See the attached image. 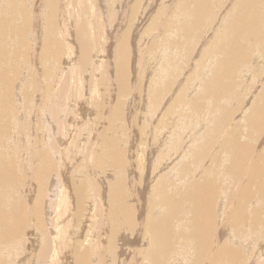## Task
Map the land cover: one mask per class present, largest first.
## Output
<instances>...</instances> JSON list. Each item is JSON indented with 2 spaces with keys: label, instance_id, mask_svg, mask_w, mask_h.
Returning a JSON list of instances; mask_svg holds the SVG:
<instances>
[{
  "label": "rangeland",
  "instance_id": "374dc122",
  "mask_svg": "<svg viewBox=\"0 0 264 264\" xmlns=\"http://www.w3.org/2000/svg\"><path fill=\"white\" fill-rule=\"evenodd\" d=\"M42 1H43V3H42ZM46 1L44 2V0H0V2H1V4H0V7H1L0 8V20H1L0 21V28H1L0 34H1V32L5 31V29L2 28L5 26V25L4 26L2 25V21H4L6 19V17H7V19H9L11 17L10 19H12L11 20L12 22L10 25L13 27H17V26L19 27V24H21L20 26L25 24L24 32H26L24 35L23 31H22L23 32V34H22V32L20 30H19L20 31V33H19L18 30H14L13 28H10L9 32L7 29L5 31L6 33L4 32L5 34H10V36H7L6 38L0 37V39L1 38L3 39L2 42L1 41L0 42L2 43V45H5V47L4 46L2 47V45H0V49L3 48L2 53H1V56L3 55L2 60H1L2 63H0L1 66L3 67L2 68L0 66V68H1L0 74L2 75V78L0 79V83H1L0 89H1V91L3 90L2 92H5V93L10 95L9 96L10 104L8 103V105H10V107H7V105H2V106L4 108H11V114H12V115H10L12 119L8 115V117L11 120L8 119L6 116L2 120L4 122H2L1 119H2V115L4 113H3V107L2 106L0 107V110H1V112H0V127H1L0 128V139H1L0 140V142H1L0 143V166L3 168V166L5 167V165H7L8 160L11 161L14 165L13 167L16 166L15 168H13L14 171H16V173L19 175V177L21 179H23L22 180L23 182L19 186H17V185L11 186V185L7 184L6 189L0 188V209L2 207H5L6 211H10V209H12L14 207H20L22 211L19 214H21L22 216H25V218H26L25 221H27V222H25V225H24L25 227H23L24 229L21 232L23 234V235L21 234V237H23L21 240L22 244L20 245V248L17 251H15V254H17V255L15 256V254H14L13 257L16 258V261H13L14 263L12 262V264H24V263L28 264V262L32 263V264H33V262L35 263V261H34L36 259L35 257H37L38 251L40 249H42V246H41V248L38 250L41 243H42V245L45 244L47 242V238L49 236L52 237L51 236V235H53L52 231H55L54 229H50L48 222H47V219H49L50 222L55 221L58 223V226L56 228V233L59 230L64 231V229H67L66 231L68 232L69 237L74 242L73 244L77 243V240L79 241V240H82L83 238L86 237V241H84L82 243V245L80 244L79 247L84 248V247H88V246H94V245H96L95 244L96 241L98 242L100 240V246H101V247H99V248H101L100 253L98 254L99 250L93 249L90 252V254L92 255V257L95 255H99V257H101L100 256L101 253L105 254V256H106V257H104V258H106L105 264H142L143 258L147 259L148 263L151 264V261L149 260L150 255H148V254L146 255V253H148L147 252L148 250L152 249L150 245L148 247V244L151 242V240L153 243L154 239L151 238L152 235L149 236L151 233L147 228H145V226L149 225V222L166 220V225H167L166 226L167 227L166 232L168 233V231H170L169 232L171 235V236H169L170 239L172 238V236L173 237L175 236V237L172 238L173 240H168V242L173 243V244H170L167 242L166 243L167 246L165 247V244H164V247H162V250H160V248H156V250H158L157 252L158 253L161 252L160 254H162L164 256V258L162 257L161 264H183V263L184 264H192L194 262V259L196 258L195 253H192V251H194L192 247L196 244V241H194L193 244H190V243H192V241L190 242V240H191L190 238H193V235L191 234L192 230L190 228L191 224H190V220H189V219H191V215L187 214V212H186L189 210L187 208L189 204H187L188 202L185 203V199L188 198L185 195L187 194V196H188L190 191H192L190 188L196 183L197 180H202L204 177L209 178L212 181V183H214L213 198L215 200L219 197H222V194L225 193L226 204H225L224 210H225L226 215L221 216V210H220V213H219V211L218 212L216 211V213L220 214V215H218L219 218L216 217V219L218 218V220H217L218 225H220L221 223L223 224V221L224 222L228 221V223L230 224L229 220H227V219H233V216L237 211H240L243 213L245 212V214L247 215V217H245V219H247V218L251 219L255 215V217H254L255 219L259 216V219L264 220V200H262V199H264V196H263L264 194H262L261 192H258V197L256 196L251 202H248V201H245L243 199V197H242L243 191L241 189H239L238 193H234L232 196L230 195L231 193L229 192V190H228V192L224 191V189L225 190L228 189L227 186L230 185L232 182V180L229 181L230 179H228V178H231V173H229V170H227L225 168L227 165H230V161L229 162L225 161L224 158L222 157V155L219 154L218 149L220 148V145L222 144L221 143L222 140L225 139L228 135H230V131H232L231 129L234 130V132L238 136V139L240 141H243V143L245 145L249 143L248 145H251V147L254 145V148H257V149L258 148L262 149L264 146V128H263L264 122L262 121V120H264V100L263 99L258 100L259 98H257L259 93H261V91L263 92V89H264V84L263 83L261 84V80H260V79H262V81H264V75H263L264 70L262 72V70L259 67L260 63H264V61H263L264 59H259L253 65L254 68L256 69L255 71H252L253 69H251L250 71L242 73L240 67L243 64L232 61V56L237 51L238 46L243 44V41L242 40L226 39L220 35H217V37L214 40H210V36L213 33V32H211V31H213V29L211 28L212 27L211 25H213L215 23L213 25L215 27L216 25L219 24L218 18L222 15V13H220L219 11H221V8L225 5V3L227 1L221 0V2H219L217 5H216V1H219V0H207L206 1L207 10L206 11L203 10V13L197 15V19H196L197 28H195V29L189 28V30L187 31L188 35H191L194 33L196 35V36H194L192 41L188 43L187 41L183 40L184 35L180 31H179L180 34L177 33L176 29H177L179 23L183 21V19H184L183 22H186V21L193 22L194 21L193 17L192 18L189 17L190 20L189 19L187 20L185 12H184L182 14L183 15L182 20L181 19L179 20L177 15L178 14L180 15L181 12L184 11V9L182 7L185 5L187 6L188 9L191 7L193 9L196 8L195 4L193 2H188L187 0H102V1L101 0H99V1H97V0H81V4L83 3L82 6H88L89 7L91 5V2L94 3L96 1L97 5H95V3H94V5H95L94 7H96V8L100 7V8H102L101 10H104L102 12L104 15L103 16L104 22L107 25L104 22H102V23H104V30L103 29H100V30H102L105 34L104 33L102 34V32L98 29L100 23H97L98 24L97 25L93 22L92 29L94 30L95 29L94 26H95L98 30L96 29V30H94L95 31L94 32L91 29L92 32L95 34H93L94 36L92 38L89 37L88 27L90 29V26L88 23H89V20L93 21V19H94V17H92V15H90V12H86L87 16L84 15L85 12H83V14H81L78 17L77 21L79 24H83L85 26L87 35H88L90 42L92 44L93 49H92V53H91L90 57L92 58L93 57L92 55L99 56V54L101 53V50H102V53H101L102 58L104 56V60L107 63L109 61L108 67L104 69L105 80L108 77L109 78L106 81V83H104V85L106 84L105 86H100L101 88L98 87V89H97V95L98 96L95 99H97V101H98L97 103L99 106L96 107V110H93V108H90L91 110L88 109V111L86 112L87 118L84 117V115H85L84 112H82V113L80 112L82 107L81 106H80V108L77 107L79 105V103H77L78 104L77 105L76 104L77 101L74 98H73V100H71L72 96H70V98H69L71 100V104L75 103L77 106L75 104L69 105V103L64 104L61 101V99L63 98L64 92L67 91L66 89H68V90H70V92H72L73 88L70 87V84L72 86H74V83H75L74 77H73L74 80H72L73 82L71 83L72 78H69V76H68V75H70V73H69L70 69L67 68L68 67L67 62H69V60H70L67 58H70V56H71V55L69 56V52H71L70 54H72L73 51H69L67 53L68 49L66 48V46H67V43H69V42H66L65 40H63V38H61V30L62 29L65 30V31H63L64 33L66 32V30L69 29L70 34L68 35V37H66L67 39L71 38V37L74 38V36H73V35H75L74 31L76 29L77 30L79 29V28H76V27H79L77 24H75L76 26L73 25L74 24L73 17H71L72 18L71 22H73V24L71 23V25L66 20L68 18V15H69V14H67V12L69 13V11H70V8L66 7V4H68L67 6H70V2H72V5H73L74 0L73 1L69 0L70 2L68 0H51V1L48 0L47 1L48 3H46ZM49 1H50V3L51 2L52 3L48 7L47 4H49ZM66 1H67V3H66ZM198 1H200V0H195V3ZM240 1L241 0H238V2H240ZM12 2H15V3L12 4ZM101 2H104V3L101 4ZM178 2L183 3V4H181V6H179L180 3H178ZM235 2L236 1L233 2L234 7L237 6V4H235ZM184 3H185V5H184ZM10 4L14 5V7ZM103 4H105L106 8ZM22 5H24V6H22ZM43 6L45 7V9H44L45 11L43 10V8H44ZM20 7H21V9H20ZM179 7H181V9ZM215 7H216V9L219 8L217 10L218 12L216 11V13H217L216 17L213 15V10H215ZM18 8L21 10V12ZM23 8H24V10H22ZM40 8L42 9V12L40 11ZM46 8H48V9H46ZM66 8L68 11H65ZM75 8H77V7H74V6L71 7L72 10H74ZM8 9H12V10L14 9L15 10V14L14 15L12 14V15H13V17H15V15H16V19L12 17V15H11L12 11L8 10ZM197 9H199V8H197ZM49 10H51V11H49ZM23 11H24V13H23ZM36 11H39V12L35 13ZM47 11H48V13H47ZM16 12H17V14H16ZM104 12H105V14H104ZM8 13H10L11 16H9ZM49 13H50V15H53V16L48 15ZM35 14L36 15L38 14L37 16H40L41 19L42 18L43 19L39 20L37 18V16H35ZM42 14L47 16V18L45 16H42ZM23 15L25 17H23ZM28 16L31 20L29 18H28V20H26ZM49 16L56 18V20L54 22V24L55 23L56 24L53 25V29L49 28V31H48L49 25L47 23H49V21H48ZM237 16H238V14L236 15V17ZM87 17L89 18V20ZM214 17H215V19H214ZM23 18H26V19H23ZM36 18H37V20H36ZM64 19L66 22L63 21ZM177 19H178V21H177ZM23 20L24 21L26 20V21L24 22ZM175 20L177 22H175ZM215 20H216V22H215ZM19 21H21L22 23H20ZM38 21H41V23H40L41 25L39 24L37 26V28L39 26H41L42 28L47 27V28H44L45 31L47 29L46 33H44L45 32L44 30L43 31L38 30L40 32H38V31L36 32V30H37L36 25H37ZM94 21H95V19H94ZM123 21L125 22V24H123ZM229 21L231 22L232 20L230 19ZM97 22H99V20ZM13 23H15V24L13 25ZM44 23L47 24V26H45ZM64 23H66V24H64ZM121 23L123 24V26L121 25ZM163 24H164V29H163L164 35L161 33L162 32L161 28H162ZM238 24L244 30L245 33L248 31H252V32L259 34V32L264 29V26H263V24H264V11L262 10V0L256 1L253 12L245 11L242 15H240L238 18ZM65 25H66V27H65ZM105 25L107 27H105ZM186 25H188V24H186ZM208 25L211 27H207ZM26 26H28V27H26ZM5 27H7V26H5ZM50 27H51V25H50ZM54 27H56V28H54ZM72 27H73V29H71ZM205 28H207V29H205ZM1 30H3V31H1ZM10 30H11V32H10ZM25 30H28V31H25ZM194 30H195V32H194ZM12 32H14V33H12ZM49 32H52L53 35H56L54 38H57L59 41L57 39H56V41L59 43H57L56 41L55 42L54 41L49 42L50 41L49 38L47 39V37H48L47 33H49ZM170 32H172V34L174 33L175 36L173 34L172 37H174V38L171 37V39L170 38L168 39V37L171 36ZM39 33H42V34L39 35ZM26 34H28V35H26ZM119 34L123 38L119 37V39H118ZM103 35H105V36H103ZM181 35H183V36H181ZM21 36H25L27 39L25 37L22 38ZM45 36H46V38H45ZM18 37H20V38H18ZM30 37H31V40H30ZM12 38H14V40H12ZM166 38L168 39V41L165 42ZM22 39H23V41H22ZM121 39H125V48H126V53L128 55L127 60H126L127 64H128V66H127L128 67V77H127L128 78L127 79L128 91L125 93V95H122V96H121V94L118 93L117 86H116L117 81L116 80L114 81V79H112L113 74H115L114 73L115 72L114 71L115 59H117L116 57L119 56V55H116V57H115L114 54H116V53H115L114 49L116 48V46H119L120 42L122 41ZM186 39H187V37H186ZM46 40H48V41H46ZM208 40H209V43H208ZM20 41L25 42L23 44H26V46L30 45L28 47V51H27V49H25V48H27L26 46L24 48V45H23V47L20 45ZM27 41H29L28 45H27V43H28ZM44 41H46L48 44ZM6 42L7 43L10 42V43H8L9 45L6 44ZM219 42H220V46H221L222 50L221 49L219 50V48H218ZM41 43L44 46H46V44H47V46H49V44H50L49 49L47 46L44 47L43 45H41ZM56 43L59 46H56L57 45ZM60 43H62L63 45ZM178 43H180V44H178ZM184 43L186 45L184 47H182L181 49H179L181 46H183ZM211 43H215L217 49L212 48V50H209L211 45L209 47H208V45ZM165 44L167 45V47L170 46V48L166 50ZM171 44H174V46L178 47V48L175 50L174 47L173 48L171 47ZM245 45H246V47H244V45H242V47L244 48L243 49L244 52L246 51L247 56H251L252 51L250 50L249 44H245ZM18 46H20V47H18ZM164 46H165V49H164ZM43 47H44V49H43ZM259 47H260L259 51L261 52V56L264 57V46H259ZM5 48H8V49H5ZM39 48H42L41 50L43 52H44V50H46V51L44 53L42 51H39L40 52V54H39V52H38V50H40ZM71 48H70V50H73V47H71ZM159 48H162V49H160V50H162V52L159 50ZM205 48L209 51V53H213L214 51L216 52V50H218L217 57H215L218 59L217 64H214V61H213V63H210L211 61L208 58H212V57L211 56L208 57V53L206 54V57H208V58H206V60H204V61H201V60H203L201 58L202 57L201 53H203L202 51ZM16 49H17V51H16ZM35 49L37 52L35 51ZM53 49H54V51H53ZM58 49H61V52H60L61 55L60 56H57L58 54L54 55L55 51ZM6 50H8V52ZM207 50H205V51H207ZM26 51L29 53H27ZM171 51H173V52H171ZM220 51H222V52H220ZM17 52H19L20 54ZM41 52L43 54H41ZM157 53H159V54H157ZM162 53H163V55H162ZM4 54H6V55H4ZM14 54L16 56V59L14 61H18L17 62L18 64H16V62L13 61V59L15 58L13 56ZM18 54H19V57L17 56ZM25 54H27L28 57H26ZM38 54H39V56L41 55L39 57L40 60L37 59ZM240 55H238V57H236V58L240 59V57H241ZM54 56H56V57H54ZM58 57H59V59H58ZM33 58H34V60H33ZM56 58H57V60H56ZM97 58H99V57H97ZM35 59L39 60V62L35 61ZM224 59H227V61L224 63L229 64L228 68L225 67L223 69V71H225L224 72L225 74L223 73V75L225 77L222 75L223 77L221 76L219 78V80H221V81H219L217 79V85H219V86L216 87L215 82H212L213 83L212 85L214 86V88H216V89L218 88L217 90L219 91L220 95L217 93L218 92L217 90H216V93L221 97L222 102L226 101L223 104L224 106L219 107L221 113H223L227 109L228 110L230 109L229 111H232L233 114H232L231 119L229 117V124L230 125L228 124L225 127V130H227L228 132H225L224 133L225 135L221 132L222 137L220 135H218L220 138L217 136V138H218L217 139L216 137H214L213 134H209V136L212 135V137H209L208 135L206 137L205 133H209V132L206 131L204 133V131L206 129L207 130L211 129L213 127L212 126L213 124L212 123L211 124L210 123L203 124L201 122L200 118H203L202 117L203 115L201 114L202 115L201 116L200 114H198V113H201V110L198 113H193V115L192 114L188 115L186 108L182 109V104H184L183 100L185 99L186 102L187 101H190V102L193 101L194 103H198V105L199 104L202 105V106H200L201 108H205L204 105H206V102L203 99L206 98V95H205V93H203L204 92L203 88L205 85H207L208 81L211 80L212 75L218 74L220 72L221 68L219 67V62H220V60H224ZM64 60H67V62H65ZM32 61H34V63ZM167 61H169V62L173 61L174 62L173 64H175V68L173 70L176 69V73L173 76L172 74H170L173 70L172 71L169 70V74H168V76H166V78H164L165 76H162L163 78L161 77V79H158L157 76L159 78H160V76L156 73L157 72L155 70L156 68H158L159 70H161V69L166 70L167 68L174 66L173 64H171L168 67L166 65ZM208 61H209V63H208ZM231 61H232V63L230 64ZM65 63H67V64H65ZM36 64H37V66H36ZM157 64H159V65H157ZM164 64H165V66H164ZM7 65H8V67H7ZM16 65H17V67H16ZM109 65H111V66H109ZM208 66H210L209 69H208ZM257 67H259V68H257ZM8 68L10 71L8 70ZM11 68L13 70L14 69H17V70H14V72H12ZM45 70L48 72H46ZM5 71L6 72L8 71V72L6 73ZM258 71H259V73L257 76ZM8 73L11 76H9ZM251 73H252V75H251ZM261 73H263V74H261ZM4 74H7V76H9V77L14 76L13 77L14 80L17 79L14 82L12 79V82H13L11 84L12 86L9 88L6 87V89H5V86H2V83L4 85V77H3ZM155 74H157L156 78H155ZM169 75H170V77H169ZM171 76H172V78H171ZM235 76H237V77H235ZM233 77H235V79ZM228 78L231 80L233 79L232 81H235L238 84L239 89L237 88L235 90L233 85H231V89L229 90L231 80L229 82ZM2 79H3V81H1ZM164 79L166 82L168 80H171V81H169L166 85H164L166 83V82L164 83V81H163ZM105 80H104V82H105ZM199 80H200V82H199ZM17 81H20V82L17 83ZM86 81H88V78ZM158 81L162 82L161 84L163 85V87L165 86L164 88L163 87L162 88L165 90V88L167 87V90L164 91L162 89V91H161V89H159L157 87L158 85H159V87H161L160 84H158ZM256 81H258L259 83ZM63 82L65 84H66V82H69L70 84L68 83V86H64ZM56 83H57V85H56ZM89 83H90V81L87 82L88 85H89ZM152 83H154L155 85ZM221 83H223V84H221ZM254 83H256V84L254 85ZM48 84L50 87L48 86ZM52 84H54V85H52ZM88 85H87V89L89 87ZM150 85H152V86H150ZM17 86H20V87L17 89L16 94H18V95H16L15 98H13V102H16V99H17L18 102H16V104H15V106H16L23 99V101H22L23 103L21 102V104L18 105V110L20 109V111H21L20 106L23 105L22 111L21 112L19 111L21 113V115L19 112H17L16 109L14 110V108H16L15 106H13L14 104H11V103H13L12 102V96H13L12 93L13 92L12 91L16 92ZM61 86H63L62 89L64 87L65 88L69 87V88H66V89L64 88L65 91H64V89L61 90L62 92L59 93V95H61V96L58 97L59 98L58 102L60 101L58 103V105H59L58 111L60 114L63 115V116L60 115L61 116V122L62 121L65 122V123L62 122L63 124L61 123V129L63 130V128H64L63 131L65 134L63 133L62 130H61V132L60 131L57 132L58 127H56V129H55L56 135L57 136L59 135L58 137L56 136V138L58 139V141L60 143L59 144L60 146L56 145L57 146L56 147V146H54V144H55L54 141H56V138L52 137L53 134L50 135V129H48L49 128L48 127L49 120H50L49 105H52V103H53L54 99H52V96H55L54 93L57 92L55 90H60ZM136 86H138V87H136ZM224 87H225V89H223ZM13 88H15V89L13 90ZM50 88H53V89H50ZM219 88L222 89V92H220L221 89H219ZM19 89H21V92H19ZM148 89H150L152 91V92H150L152 98L148 94L149 93L148 91H150ZM152 89H157L158 91L156 90L157 92H155V90H152ZM22 90H23V92H22ZM159 90H160V92H159ZM223 90H225V91H223ZM43 91H45V92H43ZM239 91H242V92H239ZM248 91H249V93H248ZM70 92H68V94H70V95L73 94V96H74V93L73 92L70 93ZM88 92H89V89H88ZM154 92L157 94V96H156V94H152ZM237 92H239V94ZM234 94L238 95L236 97L237 101L235 100V98H233ZM251 94H252V97H251ZM21 95L22 96L24 95V96L22 97ZM88 96H90V98H92V97H94V94L93 95L90 94ZM154 96H156V97H154ZM160 96H162V98ZM224 96L226 97V99ZM253 96H255V98ZM17 97H19L20 100H18L19 98H17ZM193 97H195V98H193ZM90 98L88 97V99H90ZM117 98H118V100H117ZM176 99H178V100H176ZM228 99H229V101H228ZM147 100H149V101H147ZM254 100L257 103L254 102ZM66 101H68V100H66ZM115 101L119 102V104L116 103ZM120 101H121V103H120ZM178 102H180V103L178 104ZM47 103H49V104H47ZM60 104H61V106H60ZM255 105L256 106L263 105L262 115H260V117H259L260 119L259 120L257 119V121H256L258 123L260 121L261 123H259V124L256 122L255 123H249V124H247L248 122L244 123L243 121H244V119H246L245 118L246 113L248 112L247 114H249L251 108L256 107ZM75 106H76V108H75ZM175 106H177V107H175ZM62 110L65 111V114H63ZM228 110H227V112H228ZM14 111H16L17 113L16 112L14 113ZM43 111L45 113L47 112L46 113L47 115ZM83 111H85V110L83 109ZM90 111H92V112H90ZM22 112H23V114H22ZM78 112H79V114H78ZM18 113H19V115L16 116L15 114H18ZM221 113H219L220 116H221ZM219 114H217L216 116H218ZM67 116H68V118H67ZM17 117H20V119H18ZM42 117L44 119L43 121H42ZM84 122H85V125H84ZM195 122H197V124H192ZM80 123H81V125H79ZM122 123H124V124H122ZM22 124H24V125H22ZM189 124L191 125V127ZM245 124L247 125L246 127H245ZM13 125H14V127H13ZM248 125H250V128ZM2 126H4L5 128L3 127V129H2ZM80 126H84V128H82ZM188 126H189V128H188ZM259 126L262 127L263 133H259V132L257 133L256 132V131H258ZM254 128L256 129V131ZM8 129L11 130V132L8 131ZM197 129L199 131H197ZM244 129H247V130H244ZM6 131H8V132H6ZM13 131L15 132V134ZM242 131L244 134H246L245 136L242 135ZM16 132L18 134H21L20 135L21 137L20 136L18 137ZM66 132H68V133L66 134ZM4 133H6L7 135ZM8 133H10V134L8 135ZM11 133L13 135L11 137H9L11 135ZM221 133H219V134H221ZM2 134L5 136H3ZM74 135H76V137ZM254 135H255V137H254ZM257 135H258V137H257ZM200 136H202V137L200 138ZM203 136L206 137L205 140L204 139L201 140V141H203L204 144L199 140V139L204 138ZM7 139H8V141H7ZM14 139H17V140H14ZM208 139H209V141H208ZM250 139H251V141H250ZM2 140H4V142H7V143H3ZM244 140H245V142H244ZM204 141H208L211 145L207 142H204ZM10 142H12V143H10ZM214 142H216V143L214 144ZM124 143H125V145H124ZM206 143H207V145H206ZM20 144H21V146H20ZM119 144H120V146H118ZM200 146L204 147V148H201ZM81 147H83V148H81ZM84 147L85 148L87 147V149H85ZM66 148H68V152L66 151L67 150ZM207 148H209L208 149V151L210 150L209 152L207 151ZM83 149H85V150H83ZM116 149L118 151H116ZM56 150H58V151H56ZM190 150L191 151L194 150L195 152L194 151L191 152ZM203 150L207 151V153L205 152L206 154H204ZM5 151H7V152L4 153ZM81 151L83 152L82 153L83 155L81 154ZM114 151H116V153ZM199 151L201 153H199ZM55 152H57V153L60 152L61 154H59V156H58V154H56ZM63 152H65V153H63ZM190 152L194 156L193 155L191 156ZM46 154H48V157L52 158L51 160H53V162H55V163L57 162L58 165L62 164L64 166L63 167L64 175L67 177L64 178L65 176L63 174H61L60 175L61 178L63 177L64 179L62 178V180H60V182L64 184V185L62 184V186H64V187L68 184L67 190L61 191L60 192L61 195L59 193L58 198L56 196L55 198H52V200H50V201L47 200L48 198H50L48 196L50 191L47 189H48L49 185L51 186L52 182H54L58 179H56L55 175L53 174L54 171L50 170L51 171L50 172L49 170H46V169H48L47 165L49 163L52 164V161H50V162L49 161H43L44 157L46 160V156H47ZM66 154H68V155H66ZM69 154H70V156H69ZM109 154H111V155H109ZM202 155L204 158L202 157ZM12 156L14 157V159ZM20 156L21 157L23 156L25 158H21ZM220 157L223 159H221ZM250 157H251V154H249V158ZM86 158H90L89 159L90 161L87 162L86 160H88V159H86ZM190 158H192V159H190ZM61 159H62V161H61ZM64 159H66V160H64ZM29 160H30V162H28ZM56 160H58V161H56ZM85 161L87 163H84ZM4 162H6V163L4 164ZM227 162H228V164H227ZM57 163H56V168L58 166ZM67 163H70V165ZM88 165H90V166H88ZM41 166H44L43 167L44 170ZM65 167H67V168L65 169ZM28 168H31V169H28ZM193 168L195 170H193ZM13 169H10L11 171L9 170L10 173L12 172ZM32 169H34V170H32ZM224 169L226 172H223ZM66 170H68L69 173H67L68 171L65 172ZM244 170H245V168H244ZM45 171H48L49 173L45 172ZM194 171H196V172L194 173ZM19 172L22 175H20ZM40 173L42 176L39 177ZM172 173H174L175 175ZM201 173H202V176H201ZM224 176H228V177L224 178ZM51 178H53V179H51ZM223 178L225 179V181ZM226 178H227V180H226ZM24 179H25V181H24ZM182 179H183V181H182ZM78 180H79V182H78ZM50 181H51V183H50ZM96 181H97V184H95ZM175 183H177V185ZM189 183H190V186H189ZM95 185L96 186L99 185L97 187H98V190L100 192L96 189L97 187ZM114 186L116 187V189H114L115 188ZM183 186H184V188H183ZM174 187H175V189H174ZM177 187H179V188H177ZM230 187H231V185H230ZM76 188H77V190H76ZM181 188H182V192L180 191ZM185 188H187V190H185ZM184 190H185V192H184ZM47 191H49V193H47ZM232 191L233 190L231 189V192ZM183 192H184V194H183ZM66 194L69 196H67ZM227 194L230 197V199H228ZM114 195L117 197H115ZM46 196H48V197H46ZM118 196L120 198L122 196V198L119 199ZM137 196H138V198L136 199L135 197H137ZM183 196H185V197H183ZM79 198H80V200H79ZM170 199H172V201H175V204H177L179 202V205L178 206L176 205V207H175V205L173 203L169 204ZM179 199H180V201H179ZM49 203L52 205L54 204L53 206H55L56 209L57 208L58 209L55 210V212L52 211V213H49V212H48V214L46 213L47 214V216H46L44 213V211H45L44 206L45 207H46V205L48 206ZM57 203H58V205H57ZM165 203L167 205H165ZM170 205H172V206L170 207ZM184 205H185V207H184ZM89 206L91 209L89 208ZM149 206H151V207H149ZM182 206H183V208H186V211L185 212L179 211L178 213H179V215H180V213L183 214V216L182 215L179 216L178 214L175 216V215H173V213L170 212L171 208L179 209V208H182ZM148 207L151 209H149ZM153 207H155V208L157 207V208L154 209ZM152 208H153L154 212L156 210V213L151 212ZM163 208L165 211H163ZM215 208L217 209L218 206ZM215 208H214V210H215ZM123 209H125L126 211ZM157 209L159 210L158 212H157ZM67 210H68V212H67ZM251 210H256L257 212L253 213L254 214L253 215L250 213ZM132 211H133V213H132ZM147 211H150L153 214H151L150 212H147ZM130 212L132 213V215L130 214ZM98 213H100V214L98 215ZM145 213H149V214L146 215ZM257 213H259V214H257ZM156 214H157V216H156ZM130 215H131V217H130ZM152 215H155V216H152ZM56 216H58V217H56ZM110 216H112V217H110ZM127 216H128V218H127ZM168 216L170 217V220L168 219ZM178 216L179 217L182 216L184 221L181 220L182 217L180 220H179V218H176ZM220 217H223L222 220L224 219V217H225V219L223 221H220L221 220ZM109 218H110V220H109ZM152 218H154V219H152ZM10 219H12V218H10ZM125 219H126V221H125ZM133 219H136V220H133ZM130 220H133L134 222L132 223V221H131V223H130ZM248 221L249 220H246V222L244 223L245 225H243L244 227L242 226L245 233H244L243 237L241 238V240L243 241V239L244 240L247 239L246 241L249 242V244L246 248L248 250L247 252L250 254V257H251L250 262H252V263H250V264H256L257 262H258L257 264H264V250H263L264 243L262 242L264 240V238H263L264 237V228L260 229L257 226L258 229L255 228V231H254V230H252L253 228L251 226H249L252 228V229H249V227L247 226ZM122 222L125 224L123 225ZM248 224H249V222H248ZM128 226H130V230H129ZM169 226L171 227V230H170V228H168ZM181 228H183V229L181 230ZM245 228L249 229L248 233H247V230ZM226 229L230 231V229L228 227H226ZM183 230L185 231L184 232L185 235H182ZM250 230H252V231L250 232ZM141 232H144V233H141ZM178 232L181 235L178 234ZM252 232H253V234H251ZM124 233H126V234H124ZM186 233H187V235H186ZM225 233H226V231L224 232L225 236L220 235L222 237V238L220 237L221 240L226 238ZM254 233H255V235H261L262 237L260 238L259 236H255ZM163 234H165V236H166V233H163ZM245 234H246V236H245ZM249 234L251 236L252 235L253 236L251 237ZM0 235H2L1 231H0ZM188 235H189V238H188ZM148 236L151 240L149 239V241H145L148 239L147 238ZM182 236H183V238H182ZM184 237H186V238H184ZM257 237L259 239H256V241L254 240L253 242L255 243L258 241L259 243L262 242L263 244L261 243V246H260V244L257 242L260 247H254L255 244H253L254 246L252 247L251 245L253 242L251 240L253 238H257ZM58 238L60 241H58ZM187 238L189 239V244H188ZM42 239L44 241H42ZM45 239H46V241H45ZM133 239L134 240L136 239V240L134 241ZM129 240L130 241L132 240V241L129 242ZM183 240H184V242H183ZM56 241H57V244H60V242H61L60 246L59 245L57 246L58 256H60L62 253H64V255L66 256V261H67L69 259V256H71L70 255L71 252L73 254L75 246L72 243L70 244L69 242L65 243L64 241H62L61 235L56 237ZM120 241H121V243H120ZM178 242H179V245H178ZM180 242H182L181 245H180ZM62 244L67 245V246L65 248L64 247L60 248L62 246ZM182 244H185V245H182ZM239 244H241V246H242V243L240 241H239L238 245ZM189 245H190V247L192 245V247L190 248ZM43 246H45V245H43ZM145 246L148 248H146ZM186 246H188V248ZM236 246H237V244H235V247ZM256 246H257V244H256ZM239 247H240V245L237 246L238 249H239ZM70 249L73 251H71ZM91 249H92V247H91ZM167 249L170 251H168ZM43 250H44V248H43ZM67 250H69V251H67ZM189 250H191V251H189ZM79 251H81V250H79ZM131 254H132V256H131ZM191 254H193V255H191ZM258 255H261V257L259 258ZM157 257H158V255H157ZM188 257L190 260L188 259ZM169 258H171V259H169ZM258 258H259V261H258ZM123 259H124V261H123ZM152 259H153V257H152ZM56 260L58 261L57 257H56ZM71 260H73V259H70V262L73 263L74 260H73V262ZM125 260L126 261L130 260V261H127V263H126ZM18 261H20V262H18ZM118 261H119V263H118ZM153 262H154V260H153ZM97 263L98 262L94 259L93 264H97ZM55 264H57V262H55Z\"/></svg>",
  "mask_w": 264,
  "mask_h": 264
},
{
  "label": "bare ground",
  "instance_id": "6f19581e",
  "mask_svg": "<svg viewBox=\"0 0 264 264\" xmlns=\"http://www.w3.org/2000/svg\"><path fill=\"white\" fill-rule=\"evenodd\" d=\"M46 0H44V2H45ZM48 1V0H47ZM46 1V3H48ZM51 1V0H50ZM50 1H49V4H47L48 5V7L50 6V4L52 3H50ZM69 1V0H68ZM73 1V0H72ZM97 1H99V0H97ZM102 1V0H101ZM188 2H193L194 4H195V7L196 8H187V6L185 5V3H184V5L186 6H183L182 8L184 9V11L183 12H181V14L179 15H177L178 16V19L180 20H182V18H183V13L185 12V15H186V19L188 20H190V18H192L193 17V22H191V21H186V22H183L184 21V19H183V21L182 22H178L179 23V25H178V27H177V33H179V31L184 35V39L183 40H185V41H187L188 43L189 42H191L192 41V39L194 38V36H196L195 35V33L194 34H191V35H188L187 34V31L189 30V28H191V29H195V28H197V25H196V19H197V15H199V14H201V13H203V10L204 11H206L207 10V7H206V1L207 0H200V1H198V2H196L195 3V0H187ZM225 1H227L226 3H225V5L221 8V11H219L220 13H222V15L218 18V25H216L215 27L213 26V25H211V26H207V27H211L212 29H213V31H211V32H213L212 34H211V36H210V40H214L216 37H217V35H220V36H223L224 38H226V39H230V40H242L243 41V44H241V45H239L238 46V48H237V51L234 53V55L232 56V61H235V62H238V63H241V64H243L241 67H240V69H241V71H242V73L243 72H247V71H250L251 69H253L252 71H255L256 69L254 68V64L259 60V59H264V57H262L261 56V52L259 51V46H264V29L262 30V31H260L259 32V34H257V33H255V32H252V31H248V32H244V30L239 26V24H238V18H239V16L240 15H242L245 11H250V12H253V10H254V7H255V3H256V1L257 0H241L240 2H238V0H225ZM234 1H236L235 2V4H237V6H235L234 7V5H233V2ZM5 2V1H4ZM16 2V1H15ZM15 2H12V4H14ZM55 2V1H54ZM53 2V3H54ZM70 2V1H69ZM219 2H221V0H219V1H216V5L219 3ZM7 3V2H6ZM10 3V2H9ZM17 3V2H16ZM38 3V2H37ZM42 3H43V1H42ZM66 3H67V1H66ZM86 3V2H85ZM95 3V5H97V2L95 1L94 2ZM94 3L93 2H91V5L88 7V6H82V4H81V0H74L73 1V5H72V2H70V6H67L68 4H66V7H69L70 8V11H69V13L67 12V14H69L68 15V18L66 19L67 21H68V23L71 25V23L73 24V22H74V24L73 25H75V24H77L79 27H76V28H79L78 30L76 29L75 31H74V34L75 35H73L74 36V38L73 37H71V38H66V37H68V35L70 34V31H69V29L68 30H66V32L64 33L63 31H65V30H63L62 28V30H61V38H63V40H65L66 42H69V43H67V46H66V48L68 49L67 50V53L69 52V51H73V55L72 54H70L71 52H69V56H70V58H67V59H70L69 60V62H67V60H64L65 62H67L68 63V69H70V71H69V73H70V75H68L69 76V78H72L71 79V83L73 82L72 80H74L75 79V83H74V86H72L69 82H66V84L64 83L63 85L64 86H68V83L70 84V87L71 88H73V90H72V92L74 93V96H73V94H68V92H70V90H68V89H66V88H69V87H64L67 91H65V89H64V95H63V98L61 99V101L64 103V104H68L69 103V105H74L73 103L71 104V100H73V98L77 101L76 102V104L77 103H79V105L77 106L76 104V106L77 107H79L80 108V106L82 107V109L80 110V112L82 113V112H84V117H86V115H87V111H88V109H90V108H93V110H96V107L97 106H99L98 105V101H97V99H95L98 95H97V89H98V87H100V86H105L104 85V83H106V81L108 80V78L105 80V78H104V69L105 68H107L108 67V63H109V61H108V63L104 60V56H103V58H102V56H101V53H102V50H101V53L99 54V56H94V55H92L93 57L91 58L90 57V55H91V53H92V44H91V42H90V39H89V37H93L94 35L93 34H95V33H93L92 32V24H93V22L95 23V24H97V23H100L99 24V27H98V29L100 30V29H103L104 30V15H103V12L102 11H104V10H101L102 8H96V7H94L95 5H94ZM102 3H104V2H101V4ZM178 3H180V2H178ZM0 4H1V2H0ZM12 4H10V5H12ZM18 4V3H17ZM65 4V3H64ZM90 4V3H89ZM181 4H183V3H180L179 4V6H181ZM3 5V4H2ZM6 5V4H5ZM19 5V4H18ZM57 5V4H56ZM55 5V6H56ZM104 6H105V4H103ZM4 6V5H3ZM13 7H14V5H12ZM17 6V5H16ZM21 6V5H20ZM22 6H24V5H22ZM34 6V5H33ZM41 6V5H40ZM46 6V5H45ZM72 6H74V7H77V8H75L74 10H72L71 9V7ZM178 6V5H177ZM176 6V7H177ZM6 7V6H5ZM44 7V6H43ZM94 7V8H93ZM1 8V7H0ZM4 8V7H3ZM16 8V7H15ZM42 8V7H41ZM40 8V11L42 12V9ZM52 8V7H51ZM59 8V7H58ZM68 8V9H69ZM105 8H106V6H105ZM180 9H181V7H179ZM178 8V9H179ZM197 8H199V9H197ZM19 9V8H18ZM20 9H21V7H20ZM19 9V10H20ZM45 9V7L43 8V10ZM46 9H48V8H46ZM104 9V8H103ZM219 8H217L216 9V7H215V10H213V15L216 17V11L218 10ZM5 10V9H4ZM8 10H11L12 11V13H11V15L13 14H15V10L13 9H8ZM18 10V11H19ZM22 10H24V8L22 9ZM172 10V9H171ZM262 10L264 11V0H262ZM27 11V10H26ZM45 11V10H44ZM49 11H51V10H49ZM55 11V10H54ZM65 11H68L67 10V8H66V10ZM2 12V11H1ZM20 12H21V10H20ZM37 12H39V11H36L35 13H37ZM83 12H85V14L84 15H86L87 16V13L86 12H90V15H92V17H94V19H95V21H94V19H93V21L92 20H89V18H88V20H89V26H90V29H89V27H88V33H89V37H88V35H87V32H86V28H85V26L83 25V24H79L78 23V17L81 15V14H83ZM107 12V11H106ZM171 12V11H170ZM187 12V13H186ZM218 12V11H217ZM10 13H8L9 14V16H11L10 15ZM23 13H24V11H23ZM47 13H48V11H47ZM62 13V12H61ZM77 13V14H76ZM16 14H17V12H16ZM21 14V13H20ZM32 14V13H31ZM39 14V13H38ZM37 14V15H38ZM57 14V13H56ZM55 14V15H56ZM104 14H105V12H104ZM238 14V16L236 17V15ZM13 15H12V17H13ZM36 14H35V16H37ZM41 15V14H40ZM47 15V14H46ZM48 15H50V13L48 14ZM54 15V16H55ZM63 15V14H62ZM83 15V16H84ZM175 15V16H176ZM8 16V15H7ZM18 16V15H17ZM42 16H45L44 14H42ZM50 16H53V15H50ZM49 16V18H48V21H49V23H47L49 26H48V31H49V28H52L53 29V25H55L54 24V22H55V20H56V16L55 17H50ZM22 17V16H21ZM23 17H25L24 15H23ZM46 18H47V16H45ZM71 17H73V22H71L72 21V18ZM190 17V18H189ZM215 17H214V19H215ZM236 17V18H235ZM11 18V17H10ZM7 19V17H6V19L4 20V21H2V25L4 26H7V27H2L3 29H5V31H6V29L8 30V32H9V29L10 28H13L14 30H18V32L20 33V31L22 32H24V28H25V24H23L22 26H20L21 24H19V27L17 26V27H13V26H11L10 24H11V20L12 19ZM13 18H15L16 19V15H15V17H13ZM28 18H29V16L27 17V19L26 18H23V19H26V20H28ZM37 18L40 20L41 19V17L40 16H37ZM37 18H36V20H37ZM45 18V19H46ZM119 18V17H118ZM235 18V19H234ZM3 19V18H2ZM21 19V18H20ZM19 19V20H20ZM30 19V18H29ZM43 19V18H42ZM41 19V20H42ZM86 19V18H85ZM99 20V22H97L98 20ZM170 19V18H169ZM172 19V18H171ZM175 19V18H174ZM173 19V20H174ZM178 19H177V21H178ZM217 19V18H216ZM232 20L231 22L229 21V20ZM14 20V19H13ZM25 20V21H26ZM31 20V19H30ZM29 20V21H30ZM254 20V19H253ZM1 21V20H0ZM24 21V20H23ZM24 21V22H25ZM28 21V22H29ZM44 21V20H43ZM47 21V20H46ZM63 21H65V19L63 20ZM176 20H175V22H177ZM20 23H22L21 21H19ZM66 22V21H65ZM102 22H104V23H102ZM165 22V21H164ZM215 22H216V20H215ZM36 23V22H35ZM34 23V24H35ZM41 23V21H38V23H37V25H36V32L38 31V30H41V31H43L44 30V28H47V27H44V28H42L41 26H39L38 28H37V26L39 25ZM46 23V22H45ZM44 23V24H45ZM63 23V22H62ZM119 23V22H118ZM177 23V24H178ZM15 23H13V25H14ZM17 24V23H16ZM47 24H45V26H47ZM64 24H66V23H64ZM106 24V23H105ZM120 24V23H119ZM123 24H125V22L123 21ZM123 24L121 23V25L123 26ZM176 24V23H175ZM186 24H188V25H186ZM28 25V24H27ZM32 25V24H31ZM41 25V24H40ZM50 25H51V27H50ZM98 25V24H97ZM107 25V24H106ZM105 25V27H107ZM220 25V26H219ZM11 26V27H10ZM69 26V25H68ZM76 26V25H75ZM109 26V25H108ZM169 26V25H168ZM263 26H264V24H263ZM26 27H28V26H26ZM58 27V26H57ZM65 27H66V25H65ZM125 27V26H124ZM175 27V26H174ZM31 28V27H30ZM54 28H56V27H54ZM94 30H96L97 28L94 26ZM113 28V27H112ZM126 28V27H125ZM1 29V28H0ZM71 29H73V27L71 28ZM70 29V30H71ZM92 29V30H91ZM97 29V30H98ZM121 29V28H120ZM163 29H164V24L162 25V28H161V30H162V34L164 33L163 32ZM205 29H207V28H205ZM13 30V31H14ZM20 30V31H19ZM93 30V31H94ZM122 30V29H121ZM1 31H3V30H1ZM4 31V32H5ZM25 31H28V30H25ZM31 31V30H30ZM33 31V30H32ZM45 31V30H44ZM46 31H47V29H46ZM46 31L44 32V33H46ZM101 32H102V34L104 33L102 30H100ZM171 31V30H170ZM4 32H1V34H0V37H3V38H6L7 36H10V34H5ZM10 32H11V30H10ZM15 32V31H14ZM14 32H12V33H14ZM23 32H22V34H23ZM38 32H40V31H38ZM95 32V31H94ZM120 32V31H119ZM122 32V31H121ZM173 32V31H172ZM172 32H170L171 34V36H169L168 37V39L170 38L171 39V37L173 36V34H172ZM194 32H195V30H194ZM25 33L26 32H24V35H25ZM28 33V32H27ZM31 33V32H30ZM63 33V34H62ZM160 33V34H161ZM169 33V32H168ZM209 33V32H208ZM38 34V33H37ZM42 33H39V35H41ZM105 34V33H104ZM180 34V33H179ZM16 35V34H15ZM14 35V36H15ZM26 35H28V34H26ZM32 35V34H31ZM135 35V34H134ZM164 35V34H163ZM183 35H181V36H183ZM18 36V35H17ZM43 36V35H42ZM47 39L49 38V42H52V41H56V39L57 38H54L56 35H53V33L52 32H49V33H47ZM103 36H105V35H103ZM127 36V35H126ZM168 36V35H167ZM174 36H175V34H174ZM22 38L23 37H25V36H21ZM44 37V36H43ZM119 37H122V36H120V34L118 35V39H119ZM179 37V36H178ZM186 37H187V39H186ZM18 38H20V37H18ZM26 38V37H25ZM24 38V39H25ZM45 38H46V36H45ZM123 38V37H122ZM126 38V37H125ZM172 38H174V37H172ZM180 38V37H179ZM17 39V38H16ZM27 39V38H26ZM25 39V40H26ZM34 39V38H33ZM37 39V38H36ZM41 39V38H40ZM127 39V38H126ZM168 39L166 38L165 39V42L166 41H168ZM2 38L0 39V41L2 42ZM12 40H14V38H12ZM21 40V39H20ZM24 40V41H25ZM30 40H31V37H30ZM44 40V39H43ZM58 40V39H57ZM122 41L120 42V44H119V46H116V48L114 49V51H115V53L116 54H114L115 55V57H116V55H119V56H117L116 58L117 59H115V67H114V73L115 74H113V78L112 79H114V81L116 80L117 82V90H118V93L119 94H121V96L122 95H125V93L128 91V81H127V77H128V64H127V53H126V48H125V39H121ZM10 41V40H9ZM22 41H23V39H22ZM22 41H20V45L23 47V45H24V48H25V46H26V44H23V43H25V42H22ZM46 41H48V40H46ZM46 41H44V42H46ZM59 41V40H58ZM73 41V42H72ZM178 41V40H177ZM184 41V42H185ZM201 41V40H200ZM0 42V43H1ZM17 42V41H16ZM28 43H27V45L29 44V41H27ZM43 42V43H44ZM57 42V41H56ZM158 42V41H157ZM8 43H10V42H8ZM7 42H6V44H8ZM33 43V42H32ZM47 43V42H46ZM57 43H59V42H57ZM56 43V44H57ZM186 43V42H185ZM183 44V46H181L179 49H181L182 47H184L186 44ZM208 43H209V40H208ZM207 43V44H208ZM5 44V43H4ZM18 44V43H17ZM48 44V43H47ZM47 44H46V46H47ZM53 44V43H52ZM60 44H62V43H60ZM177 44V43H176ZM178 44H180V43H178ZM245 44H249V47H250V50L252 51V54H251V56H247L246 55V51L244 52V48L242 47V45H244V47H246V45ZM0 45H2V43L0 44ZM9 45V44H8ZM41 45H43L42 43H41ZM63 45V44H62ZM118 45V44H117ZM166 45V44H165ZM200 45V44H199ZM211 45V47H210V49L209 50H212V48H215V49H217V47H216V44L215 43H211V44H209L208 45V47ZM5 47V45H2V47ZM7 46V45H6ZM30 45H28V46H26L27 48H25V49H27V51H28V47H29ZM44 46V45H43ZM46 46H44V47H46ZM49 46H50V44H49ZM49 46H47L48 47V49H49ZM55 46V45H54ZM56 46H59L58 44L56 45ZM61 46V45H60ZM115 46V45H114ZM1 47V48H2ZM18 47H20V46H18ZM34 47V46H33ZM44 47H43V49H44ZM62 47V46H61ZM71 47H73V50H70V48ZM171 47L173 48L174 47V49L176 50L178 47H175L174 46V44H171ZM206 47V46H205ZM11 48V47H10ZM15 48V47H14ZM23 48V49H24ZM52 48V47H51ZM56 48V47H55ZM104 48V47H103ZM149 48V47H148ZM170 48V46H168L167 47V45H166V50L167 49H169ZM219 50L221 49L222 50V48H221V46H220V42H219ZM3 49V48H2ZM2 49H0V63H2L1 62V60H2V56H1V53H2ZM5 49H8V48H5ZM22 49V48H21ZM40 50H38V52L39 51H42L41 49L42 48H39ZM46 49V48H45ZM72 49V48H71ZM160 49H162V48H159V50ZM164 49H165V46H164ZM10 50V49H9ZM165 50V51H166ZM173 50V49H172ZM205 50H207L206 48L202 51L203 53H201V55H202V59L203 60H201V61H204V60H206V58H208L209 56H211L212 58H208L211 62L210 63H213V61H214V64H217V61H218V59L217 58H215V57H217V54H218V50H216V52L214 51L213 53H209V51L207 50V51H205ZM4 51V50H3ZM7 52H8V50H6ZM16 51H17V49H16ZM15 51V52H16ZM26 51V52H27ZM35 51H36V49H35ZM46 50H44V52H45ZM48 51V50H47ZM53 51H54V49H53ZM65 51V50H64ZM161 52H162V50H160ZM164 51V52H165ZM10 52V51H9ZM14 52V51H13ZM25 52V51H24ZM37 52V51H36ZM43 52V51H42ZM41 52V54H43ZM60 52H61V49H58V50H56L55 51V54L54 55H57V56H60L61 54H60ZM104 52V51H103ZM160 52V53H161ZM171 52H173V51H171ZM220 52H222V51H220ZM11 53V52H10ZM9 53V54H10ZM17 53H19V52H17ZM27 53H29V52H27ZM53 53V52H52ZM205 53V54H204ZM208 53V57H206V54ZM20 54V53H19ZM19 54L17 55L18 57H19ZM39 54H40V52H39ZM39 54H38V57H37V59H39L40 60V56H39ZM157 54H159V53H157ZM165 54V53H164ZM222 54V53H221ZM241 54V55H240ZM4 55H6V54H4ZM26 55V57H28L27 56V54H25ZM162 55H163V53H162ZM238 55H240L241 57H240V59L239 58H236V57H238ZM263 55V54H262ZM11 56V55H10ZM15 58L13 59V61L16 59V56H15V54L13 55ZM223 56V55H222ZM17 57V58H18ZM24 57V56H23ZM54 57H56V56H54ZM68 57V56H67ZM97 57H99V58H97ZM157 57V56H156ZM193 57V56H192ZM43 58V57H42ZM50 58V57H49ZM96 58V59H95ZM102 58V59H101ZM222 58V57H221ZM30 59V58H29ZM52 59V58H51ZM58 59H59V57H58ZM66 59V58H65ZM197 59V58H196ZM8 60V59H7ZM33 60H34V58H33ZM39 60H36L35 59V61H37V62H39ZM56 60H57V58H56ZM104 60V61H103ZM108 60V59H107ZM6 61V60H5ZM104 63H103V62ZM227 61V59H224V60H220V62H219V67L221 68V70H220V72L218 73V74H215V75H212L211 76V80H209L208 81V83H207V85H205L204 86V88H203V93H205V95H206V98H202L203 100H205V102H206V105H204L205 106V108H201L200 106H202V105H198V103H194L193 101H185V99L183 100L184 101V104H182V109H184V108H186V110H187V112H188V115H190V114H192L193 115V113H198L200 110H201V113H198V114H202L201 116L203 117V118H200V120H201V122L203 123V124H205V123H212L213 125V127L211 128V129H209V130H205L204 131V133L206 132V131H208L209 133H205L206 134V137H207V135L209 136V134H213L214 135V137H216L217 138V136L218 135H222V133L224 134L225 132H228L227 130H225V127L229 124V117H230V119H231V117H232V111H229L228 109V112H227V110L226 111H224L223 113H221V111H220V109H219V107H222V106H224L223 104L226 102V101H224V102H222V99H221V97L219 96L220 95V93H219V91L216 89V88H214V86L212 85L213 83L212 82H215V84H216V87L217 86H219V85H217V79L219 80V78L223 75V73L225 72V71H223V69L225 68V67H227L228 68V66H229V64L228 63H224V62H226ZM232 61L230 62V64L232 63ZM264 61V60H263ZM14 62H16V64H18L17 62L18 61H14ZM25 62V61H24ZM33 63H34V61H32ZM62 62V61H61ZM114 62V61H113ZM11 63V62H10ZM67 63H65V64H67ZM112 63V62H111ZM110 63V64H111ZM174 62L173 61H167L166 62V65L169 67L171 64H173ZM208 63H209V61H208ZM25 64V63H24ZM41 64V63H40ZM44 64V63H43ZM259 64V63H258ZM28 65V64H27ZM56 65V64H55ZM90 65V66H89ZM157 65H159V64H157ZM174 66H171V67H169V68H167L166 70L165 69H161V70H159L158 68H156L155 70L157 71L156 73L160 76V78L157 76V78L158 79H161V77L162 76H165L164 78H166V76H168V74H169V70L170 71H172L174 68H175V64H173ZM0 66H1V64H0ZM4 66V65H3ZM12 66V65H11ZM32 66V65H31ZM36 66H37V64H36ZM35 66V67H36ZM66 66V65H65ZM109 66H111V65H109ZM113 66V65H112ZM162 66V65H161ZM164 66H165V64H164ZM177 66V65H176ZM2 67V66H1ZM7 67H8V65H7ZM16 67H17V65H16ZM20 67V66H19ZM23 67V66H22ZM62 67V66H61ZM209 67L210 66H208V69H209ZM259 67H260V69L262 70V72H263V70H264V63H260L259 64ZM259 67H257V68H259ZM3 68V67H2ZM5 68V67H4ZM25 68V67H24ZM53 68V67H52ZM196 68V67H195ZM226 68V69H227ZM1 69V68H0ZM63 69V68H62ZM67 69V70H68ZM7 70V69H6ZM8 70H9V68H8ZM11 70H12V72H14V70H17V69H12L11 68ZM259 70V69H258ZM10 71V70H9ZM46 71V70H45ZM66 71V70H65ZM178 71V70H177ZM4 72V71H3ZM2 72V73H3ZM6 72V71H5ZM8 72V71H7ZM6 72V73H7ZM32 72V71H31ZM46 72H48V71H46ZM210 72V71H209ZM11 73V72H10ZM20 73V72H19ZM84 73V74H83ZM130 73V72H129ZM176 73V69L175 70H173L170 74H172L173 76H174V74ZM227 73V72H226ZM229 73V72H228ZM258 73H259V71L257 72V76H258ZM9 74V73H8ZM26 74V73H25ZM68 74V73H67ZM66 74V75H67ZM153 74V73H152ZM157 74H155V78H156V75ZM225 74V73H224ZM261 74H263V73H261ZM260 74V75H261ZM5 75V76H4ZM3 75V77H4V85H3V83H2V86H5V89H6V87L7 88H9V87H11L12 85V83L15 81V80H17V79H13V77L14 76H12V77H9V76H11L10 74H9V76H7V74H4ZM21 75V74H20ZM38 75V74H37ZM48 75V74H47ZM46 75V76H47ZM73 75V76H72ZM207 75V74H206ZM228 75V74H227ZM237 75V74H236ZM251 75H252V73H251ZM250 75V76H251ZM264 75V74H263ZM23 76V75H22ZM67 76V77H68ZM139 76V75H138ZM224 76V75H223ZM222 76V77H223ZM232 76V75H231ZM234 76V75H233ZM241 76V75H240ZM17 77V76H16ZM35 77V76H34ZM73 77H74V79H73ZM153 77V76H152ZM169 77H170V75H169ZM194 77V76H193ZM225 77V76H224ZM235 77H237V76H235ZM235 77H233L234 79H235ZM242 77V76H241ZM260 77V76H259ZM262 77V76H261ZM2 78V75L0 74V79ZM66 78V77H65ZM87 78H88V81H90V83H89V85L87 84V82L88 81H86L87 80ZM163 78V77H162ZM171 78H172V76H171ZM230 78V77H229ZM228 78V79H229ZM232 78V77H231ZM253 78V77H252ZM12 79H13V82H12ZM260 79V78H259ZM104 80H105V82H104ZM157 80V79H156ZM230 80L231 79H229V82H230ZM233 80V79H232ZM231 80V83H230V88H229V90L231 89V85H233V87L235 88V90L238 88V84L235 82V81H232ZM261 80V84L263 83L264 84V81H262V79H260ZM1 81H3V79L1 80ZM65 81V80H64ZM113 81V82H114ZM151 81V80H150ZM149 81V82H150ZM160 81V80H159ZM158 81V84H160V86L161 87H159V85L157 86L159 89H161V91H162V89L165 87H163V85L161 84L162 82H159ZM164 81V83L166 82L165 81V79L163 80ZM169 81H171V80H168L164 85H166ZM219 81H221V80H219ZM238 81V80H237ZM241 81V80H240ZM18 82H20V81H17V83ZM46 82V81H45ZM112 82V83H113ZM152 82V81H151ZM150 82V83H151ZM155 82V81H154ZM157 82V81H156ZM199 82H200V80H199ZM256 82H258V81H256ZM111 83V84H112ZM196 83V82H195ZM259 83V82H258ZM1 84V83H0ZM152 84H154V83H152ZM221 84H223V83H221ZM225 84V83H224ZM256 83H254V85H255ZM15 85V84H14ZM18 85V84H17ZM52 85H54V84H52ZM56 85H57V83H56ZM87 85L89 86L88 87V89H89V92H88V89H87ZM109 85V84H108ZM155 85V84H154ZM250 85V84H249ZM1 86V85H0ZM31 86V85H30ZM47 86V85H46ZM48 86H49V84H48ZM150 86H152V85H150ZM169 86V85H168ZM213 86V87H212ZM221 86V85H220ZM14 87V86H13ZM20 86H17L16 87V92H14V91H12L13 93V96H12V102H13V98H15V96L16 95H18V94H16L17 93V89L19 88ZM34 87V86H33ZM50 87V86H49ZM53 87V86H52ZM62 87L63 86H61V88H60V90H55V91H57V92H55L54 93V95L55 96H52V99H54L53 100V103H52V105H49V111H50V120H49V125H48V129H50V135L51 134H53L52 135V137H54V138H56V131H55V129H56V127H58L57 128V132L58 131H60L61 132V123L63 122H61V116H63L62 114H60L59 113V111H58V109H59V105H58V103L60 102H58V100H59V96H61V95H59V93L60 92H62L61 90H63L62 89ZM108 87V86H107ZM136 87H138V86H136ZM163 87V88H162ZM36 88V87H35ZM54 88V87H53ZM53 88H50V89H53ZM101 88V87H100ZM257 88V87H256ZM15 88H13V90H14ZM31 89V88H30ZM108 89V88H107ZM139 89V88H138ZM151 89V88H150ZM150 89H148V90H150ZM219 89H221V88H219ZM223 89H225V87L223 88ZM233 89V88H232ZM239 89V88H238ZM258 89V88H257ZM263 89V88H262ZM33 90V89H32ZM152 90H155V92H157L158 90L157 89H152ZM157 90V91H156ZM164 90V89H163ZM165 90H167V87L165 88ZM164 90V91H165ZM172 90V89H171ZM216 90L218 91L217 93L219 94H217L216 93ZM227 90V89H226ZM243 90V89H242ZM251 90V89H250ZM3 91V90H2ZM1 91V89H0V107L2 106V105H7V107H10V105H8V103L10 104V98H9V94H7V93H5V92H2ZM59 91V92H58ZM223 91H225V90H223ZM254 91V90H253ZM261 91V90H260ZM19 92H21V89H19ZM22 92H23V90H22ZM43 92H45V91H43ZM72 92H70V93H72ZM149 93V95L151 96V94H150V92H152L151 90L150 91H148ZM152 93V94H156V93ZM159 92H160V90H159ZM220 92H222V89H221V91ZM239 92H242V91H239ZM239 92H237L238 94H239ZM246 92V91H245ZM263 92H264V89H263ZM262 91H261V93H259V95H258V97L257 98H259L258 100H260V99H263L264 100V93H263ZM29 93V92H28ZM47 93V92H46ZM45 93V94H46ZM89 93V94H88ZM101 93V92H100ZM162 93V92H161ZM236 93V94H237ZM248 93H249V91H248ZM34 94V93H33ZM53 94V93H52ZM51 94V95H52ZM90 95V94H94V97H92V98H90V96H88V95ZM160 94V93H159ZM165 94V93H164ZM199 94V93H198ZM227 94V93H226ZM230 94V93H229ZM236 94H234V97L233 98H235V100L237 99L236 97L238 96V95H236ZM242 94V93H241ZM25 95V94H24ZM23 95V96H24ZM22 96V95H21ZM22 96V97H23ZM70 96H72L71 97V100L69 99L70 98ZM103 96V95H102ZM120 96V97H121ZM156 96H157V94H156ZM156 96H154V97H156ZM159 96V95H158ZM199 96V95H198ZM211 96V97H210ZM226 96V95H225ZM224 96V97H225ZM228 96V95H227ZM231 96V95H230ZM233 96V95H232ZM246 96V95H245ZM248 96V95H247ZM35 97V96H34ZM40 97V96H39ZM88 97L91 99H88ZM116 97V96H115ZM161 98H162V96H160ZM174 97V96H173ZM178 97V96H177ZM223 97V96H222ZM229 97V96H228ZM251 97H252V94H251ZM254 98H255V96H253ZM17 98H19V97H17ZM38 98V97H37ZM49 98V97H48ZM130 98V97H129ZM151 98H152V96H151ZM193 98H195V97H193ZM30 99V98H29ZM116 99V98H115ZM124 99V98H123ZM122 99V100H123ZM135 99V98H134ZM225 99H226V97H225ZM230 99V98H229ZM229 99H228V101H229ZM15 100V99H14ZM18 100H20V98L18 99ZM39 100V99H38ZM37 100V101H38ZM66 100H68V101H66ZM117 100H118V98H117ZM116 100V101H117ZM120 100V99H119ZM176 100H178V99H176ZM193 100V99H192ZM195 100V99H194ZM234 100V99H233ZM256 100V99H255ZM254 100V102H256ZM257 100V101H258ZM23 101V99L19 102V104H21V102ZM66 101V102H65ZM115 101V102H116ZM147 101H149V100H147ZM181 101V100H180ZM202 101V100H201ZM237 101V100H236ZM16 102H18L17 101V99H16ZM16 102H13V103H11V104H14L13 106H15V104H16ZM52 102V101H51ZM131 102V101H130ZM134 102V101H133ZM171 102V101H170ZM204 102V101H203ZM23 103V102H22ZM116 103H118L119 104V102H116ZM120 103H121V101H120ZM180 102H178V104H179ZM201 103V102H200ZM252 103V102H251ZM257 103V102H256ZM260 103V102H259ZM263 103V102H262ZM18 104V105H19ZM47 104H49V103H47ZM62 104V103H61ZM61 104H60V106H61ZM174 104V103H173ZM254 104V103H253ZM18 105H16L15 107L16 108H14V110L16 109L17 110V112H19L20 111V109L18 110ZM114 105V104H113ZM136 105V104H135ZM217 105V106H216ZM227 105V104H226ZM231 105V104H230ZM234 105V104H233ZM257 105V104H256ZM255 105V106H256ZM259 105V104H258ZM26 106V105H25ZM76 106H75V108H76ZM118 106V105H117ZM149 106V105H148ZM3 107V106H2ZM22 107H23V105L22 106H20V108H21V111H22ZM28 107V106H27ZM175 107H177V106H175ZM181 107V106H180ZM61 108V107H60ZM156 108V107H155ZM2 109V108H1ZM83 109L85 110V111H83ZM262 109H263V105H260V106H256V107H252L251 108V110H250V112H249V114H247L246 113V119H244V123L246 122H248L247 124H249V123H255L256 121H257V119L259 120L260 118V115H262ZM76 110V109H75ZM78 110V109H77ZM91 110V109H90ZM115 110V109H114ZM225 110V109H224ZM20 111V112H21ZM48 111V110H47ZM104 111V110H103ZM178 111V110H177ZM223 111V110H222ZM245 111V110H244ZM0 112H1V110H0ZM16 111H14V113H15ZM16 112V113H17ZM19 112V113H20ZM35 112V111H34ZM41 112V111H40ZM44 112V111H43ZM62 112H63V114H65V111H63L62 110ZM90 112H92V111H90ZM120 112V111H119ZM128 112V111H127ZM166 112V111H165ZM4 113V114H3ZM3 115H2V119H1V121L3 120V118L4 117H6L7 116V118L8 119H10L11 118V116L10 115H12L11 114V108H4L3 107ZM19 113L18 114H15L16 116L17 115H19ZM38 113V112H37ZM45 113V112H44ZM47 113V112H46ZM45 113V114H46ZM49 113V112H48ZM67 113V112H66ZM95 113V112H94ZM125 113V112H124ZM150 113V112H149ZM219 113H221V116H220V114ZM22 114H23V112H22ZM78 114H79V112H78ZM217 114H219L218 116H216ZM8 115L10 116V118L8 117ZM20 115H21V113H20ZM43 115V114H42ZM47 115V114H46ZM45 115V116H46ZM61 115V116H60ZM76 115V114H75ZM121 115V114H120ZM137 115V114H136ZM172 115V114H171ZM195 115V114H194ZM248 115V116H247ZM14 116V115H13ZM37 116V115H36ZM108 116V115H107ZM196 116V115H195ZM194 116V117H195ZM23 117V116H22ZM38 117V116H37ZM110 117V116H109ZM199 117V116H198ZM241 117V116H240ZM244 117V116H243ZM18 119H20V117H17ZM45 118V117H44ZM67 118H68V116H67ZM72 118V117H71ZM75 118V117H74ZM87 118V117H86ZM12 119V118H11ZM10 119V120H11ZM83 119V118H82ZM85 119V118H84ZM132 119V118H131ZM44 119H43V117H42V121H43ZM197 120V119H196ZM199 120V121H200ZM17 121V120H16ZM40 121V120H39ZM68 121V120H67ZM85 121V120H84ZM263 122H264V120H262ZM2 122H4V121H2ZM7 122V121H6ZM82 122V121H81ZM13 123V122H12ZM63 123H65V122H63ZM62 123V124H63ZM256 123H258V122H256ZM259 123H261L260 121H259ZM258 123V124H259ZM5 124V123H4ZM48 124V123H47ZM89 124V123H88ZM122 124H124V123H122ZM188 124V123H187ZM186 124V125H187ZM192 124H197V122H195V123H192ZM263 124V123H262ZM10 125V124H9ZM22 125H24V124H22ZM29 125V124H28ZM79 125H81V123L79 124ZM84 125H85V122H84ZM90 125V124H89ZM88 125V126H89ZM119 125V124H118ZM190 125V124H189ZM230 125V124H229ZM5 126V125H4ZM4 126H2V129H3V127ZM63 126V125H62ZM91 126V125H90ZM247 125L245 124V127H246ZM249 126V128H250V125H248ZM252 126V125H251ZM262 126V125H261ZM13 127H14V125H13ZM17 127V126H16ZM29 127V126H28ZM80 127H82V128H84V126H80ZM181 127V126H180ZM190 127H191V125H190ZM257 127V126H256ZM1 128V127H0ZM5 128V127H4ZM43 128V127H42ZM63 128V127H62ZM188 128H189V126H188ZM200 128V127H199ZM248 128V129H249ZM264 128V127H263ZM15 129V128H14ZM13 129V130H14ZM184 129V128H183ZM193 129V128H192ZM255 129V128H254ZM26 130V129H25ZM63 130H64V128H63ZM62 130V131H63ZM203 130V129H202ZM232 131H230V135H228L225 139H223L222 140V144L220 145V148L218 149L219 150V154H221L222 155V157L224 158V160L225 161H230V165H227L225 168L227 169V170H229V173H231V178H228V179H230L229 181H231L232 180V182H231V187H230V185H226L227 186V190H225L224 189V191H226V192H228V190H229V192L231 193L230 195L232 196L234 193H238L239 192V189H241L242 191H243V193H242V197H243V199L245 200V201H248V202H251L256 196L258 197V192H261L262 194H264V146H263V148L262 149H257V148H254V145L251 147V145H248V144H244L243 143V141H240L239 139H238V136H237V134L234 132V130L233 129H231ZM244 130H247V129H244ZM243 130V131H244ZM262 127H260L259 126V128H258V131H256V129H255V131L258 133H263L262 132ZM3 131V130H2ZM8 131H10L11 132V130H9L8 129ZM8 131H6V132H8ZM16 131V130H15ZM20 131V130H19ZM81 131V130H80ZM86 131V130H85ZM197 131H199L198 129H197ZM196 131V132H197ZM243 131H242V135L243 136H245L246 134H244L243 133ZM14 132V131H13ZM12 132V133H13ZM23 132V131H22ZM35 132V131H34ZM70 132V131H69ZM102 132V131H101ZM115 132V131H114ZM222 132V133H221ZM248 132V131H247ZM11 133V135L9 136V137H11L13 134ZM48 133V132H47ZM63 133H64V131H63ZM68 132H66V134H67ZM76 133V132H75ZM93 133V132H92ZM198 133V132H197ZM203 133V134H204ZM219 133H221V134H219ZM251 133V132H250ZM4 134H6V133H4ZM10 133H8V135H9ZM14 134H15V132H14ZM16 134H17V136L19 137L21 134H18L17 132H16ZM38 134V133H37ZM60 134V133H59ZM65 134V133H64ZM72 134V133H71ZM90 134V133H89ZM121 134V133H120ZM199 134V133H198ZM3 135V134H2ZM7 135V134H6ZM36 135V134H35ZM49 135V134H48ZM94 135V134H93ZM201 135V134H200ZM225 135V134H224ZM249 135V134H248ZM247 135V136H248ZM262 135V134H261ZM260 135V136H261ZM3 136H5V135H3ZM16 136V135H15ZM14 136V137H15ZM59 136V135H58ZM57 136V137H58ZM61 136V135H60ZM75 137H76V135H74ZM81 136V135H80ZM97 136V135H96ZM250 136V135H249ZM248 136V137H249ZM8 137V138H9ZM21 137V136H20ZM79 137V136H78ZM202 136H200V138H201ZM204 137V136H203ZM206 137H204V138H202V139H199L200 141L201 140H205V138ZM209 137H212V135L211 136H209ZM219 137V136H218ZM222 137V136H221ZM252 137V136H251ZM254 137H255V135H254ZM257 137H258V135H257ZM262 137V136H261ZM3 138V137H2ZM13 138V137H12ZM17 138V137H16ZM24 138V137H23ZM220 138V137H219ZM10 139V138H9ZM20 139V138H19ZM22 139V138H21ZM25 139V138H24ZM37 139V138H36ZM53 139V138H52ZM117 139V138H116ZM193 139V138H192ZM191 139V140H192ZM218 139V138H217ZM1 140V139H0ZM6 140V139H5ZM13 140V139H12ZM14 140H17V139H14ZM94 140V139H93ZM119 140V139H118ZM249 140V139H248ZM3 141V143H7V142H4V140H2ZM7 141H8V139H7ZM208 141H209V139H208ZM208 141H204V142H207V143H209ZM214 141V140H213ZM250 141H251V139H250ZM55 142V144H54V146H60L59 144V141H58V139L56 138V141H54ZM202 143H203V141H201ZM212 142V141H211ZM244 142H245V140H244ZM248 142V141H247ZM1 143V142H0ZM10 143H12V142H10ZM15 143V142H14ZM207 143H206V145H207ZM213 143V142H212ZM216 142H214V144H215ZM18 144V143H17ZM16 144V145H17ZM87 144V143H86ZM114 144V143H113ZM204 144V143H203ZM210 144V143H209ZM220 144V143H219ZM6 145V144H5ZM49 145V144H48ZM63 145V144H62ZM124 145H125V143H124ZM201 145V144H200ZM211 145V144H210ZM20 146H21V144H20ZM26 146V145H25ZM40 146V145H39ZM56 146V147H57ZM91 146V145H90ZM104 146V145H103ZM118 146H120V144L118 145ZM209 146V145H208ZM218 146V145H217ZM4 147V146H3ZM113 147V146H112ZM201 147V146H200ZM80 148V147H79ZM81 148H83V147H81ZM85 148V147H84ZM201 148H204V147H201ZM211 148V147H210ZM251 148V149H250ZM3 149V148H2ZM6 149V148H5ZM51 149V148H50ZM67 150V152H68V148H66ZM85 149H87V147L85 148ZM85 149H83V150H85ZM93 149V148H92ZM98 149V148H97ZM208 149L209 148H207V151H208ZM73 150V149H72ZM112 150V149H111ZM110 150V151H111ZM8 151V150H7ZM7 151H5L4 153H6ZM19 151V150H18ZM56 151H58V150H56ZM116 151H118L117 149H116ZM116 151H114L115 153H116ZM120 151V150H119ZM191 151V150H190ZM192 151H194V150H192ZM191 151V152H192ZM197 151V150H196ZM202 151V150H201ZM207 151H204L203 150V153L204 154H206L207 153ZM210 151V150H209ZM208 151V152H209ZM3 152V151H2ZM112 152V151H111ZM191 152H190V155L192 156L193 154H191ZM195 152V151H194ZM198 152V151H197ZM206 152V153H205ZM20 153V152H19ZM56 154H58V156H59V154H61L60 152L59 153H57V152H55ZM63 153H65V152H63ZM83 152L81 151V154H82ZM114 153V154H115ZM188 153V152H187ZM186 153V154H187ZM199 153H201L200 151H199ZM218 153V152H217ZM8 154V153H7ZM119 154V153H118ZM249 154H251V159L249 158ZM47 156H46V160H45V157H44V160L43 161H52V164L51 163H49L47 166H48V169H46V170H52V171H54L53 172V174L55 175V177H56V179H58V180H56V181H54V182H52L51 183V181H50V183H51V186L49 185V187H48V189L47 190H49L50 191V193H49V191H47V193H49V197L50 198H46L48 201H50V200H52V198H55L56 196H57V198H58V196H59V193L61 192V191H65V190H67V188H68V184L64 187V186H62V184L63 183H61L60 182V180H62V178H61V174H63L64 175V170H63V165L61 164V165H58V163H57V168H56V163L55 162H53V160H51L52 158H50V157H48V154H46ZM66 155H68V154H66ZM72 155V154H71ZM83 155V154H82ZM109 155H111V154H109ZM120 155V154H119ZM189 155V154H188ZM15 156V155H14ZM30 156V155H29ZM69 156H70V154H69ZM77 156V155H76ZM102 156V155H101ZM108 156V155H107ZM122 156V155H121ZM186 156V155H185ZM194 156V155H193ZM196 156V155H195ZM199 156V155H198ZM197 156V157H198ZM13 157V156H12ZM21 157V156H20ZM68 157V156H67ZM202 157H203V155H202ZM19 158V157H18ZM21 158H25V157H21ZM41 158V157H40ZM63 158V157H62ZM66 158V157H65ZM69 158V157H68ZM104 158V157H103ZM110 158V157H109ZM204 158V157H203ZM221 158V157H220ZM223 158H221V159H223ZM13 159H14V157H13ZM33 159V158H32ZM85 159V158H84ZM86 159H88V160H86L87 162L88 161H90L89 159L90 158H86ZM114 159V158H113ZM117 159V158H116ZM115 159V160H116ZM186 159V158H185ZM190 159H192V158H190ZM11 160V159H10ZM64 160H66V159H64ZM72 160V159H71ZM13 161V160H12ZM37 161V160H36ZM55 161V160H54ZM56 161H58V160H56ZM61 161H62V159H61ZM84 161V160H83ZM84 162V163H87V162ZM28 162H30V160L28 161ZM228 162H227V164H228ZM6 162H4V164H5ZM15 163V162H14ZM47 163V162H46ZM94 163V162H93ZM118 163V162H117ZM194 163V162H193ZM26 164V163H25ZM67 164H69L70 165V163H67ZM197 164V163H196ZM202 164V163H201ZM17 165V164H16ZM27 165V164H26ZM8 166V167H7ZM14 165H13V163L11 162V161H9L8 160V163H7V165H5V167L3 166V168L0 166V188H3V189H6V187H7V184H9V185H11V186H13V185H17V186H19L23 181V179H21L20 177H19V175L16 173V171H14V169L13 168H15V167H13ZM87 166V165H86ZM88 166H90V165H88ZM192 166V165H191ZM197 166V165H196ZM18 167V166H17ZM42 168L44 167V166H41ZM67 167H65V169H66ZM93 168V167H92ZM96 168V167H95ZM122 168V167H121ZM244 168H245V170H244ZM10 169H13L12 170V172L10 173ZM19 169V168H18ZM21 169V168H20ZM28 169H31V168H28ZM111 169V168H110ZM136 169V168H135ZM10 170V171H9ZM32 170H34V169H32ZM31 170V171H32ZM38 170V169H37ZM43 170H44V168H43ZM93 170V169H92ZM99 170V169H98ZM109 170V169H108ZM176 170V169H175ZM193 170H195L194 168H193ZM28 171V170H27ZM68 170H66L65 172H67ZM127 171V170H126ZM42 172V171H41ZM45 172H48V171H45ZM51 172V171H50ZM56 172V173H55ZM172 172V171H171ZM189 172V171H188ZM196 171H194V173H195ZM201 172V171H200ZM223 172H226L225 171V169L223 170ZM49 173V172H48ZM67 173H69V171L67 172ZM169 173V172H168ZM180 173V172H179ZM19 174H20V172H19ZM143 174V173H142ZM172 174H174V173H172ZM178 174V173H177ZM20 175H22V174H20ZM175 175V174H174ZM204 175V174H203ZM227 175V174H226ZM34 176V175H33ZM40 176H42L41 175V173H40V175H39V177ZM45 176V175H44ZM65 176V175H64ZM139 176V175H138ZM177 176V175H176ZM175 176V177H176ZM189 176V175H188ZM201 176H202V173H201ZM54 177V176H53ZM67 176H65L64 178H66ZM99 177V176H98ZM174 177V178H175ZM217 177V176H216ZM225 177H228V176H224V178ZM63 178V179H64ZM106 178V177H105ZM178 178V177H177ZM186 178V177H185ZM223 178V179H224ZM44 179V178H43ZM51 179H53V178H51ZM93 179V178H92ZM95 179V178H94ZM139 179V178H138ZM201 179V178H200ZM73 180V179H72ZM104 180V179H103ZM226 180H227V178H226ZM24 181H25V179H24ZM33 181V180H32ZM182 181H183V179H182ZM186 181V180H185ZM224 181H225V179H224ZM228 181V182H229ZM66 182V181H65ZM78 182H79V180H78ZM191 182V181H190ZM49 183V184H50ZM67 183V182H66ZM112 183V182H111ZM187 183V182H186ZM94 184V183H93ZM95 184H97V181H96V183ZM102 184V183H101ZM176 185H177V183H175ZM174 184V185H175ZM185 184V183H184ZM183 184V185H184ZM229 184V183H228ZM64 185V184H63ZM71 185V184H70ZM84 185V184H83ZM100 185V184H99ZM99 185H97V186H99ZM175 185V186H176ZM92 186V185H91ZM96 186V185H95ZM96 186V187H97ZM117 186V185H116ZM134 186V185H133ZM138 186V185H137ZM189 186H190V183H189ZM115 187V186H114ZM139 187V186H138ZM113 188V187H112ZM132 188V187H131ZM177 188H179V187H177ZM183 188H184V186H183ZM213 188H214V183H212V181L209 179V178H207V177H204L202 180H197L196 181V183L190 188L192 191H190V193H189V195L187 196V194L185 195L186 197H188V198H186L185 199V203L186 202H188L187 204H189L188 205V211H186V208H183V206H182V208H179V209H177V208H171L170 210V212L171 213H173V215H179V211H182V212H187V214H189V215H191V219H189L190 220V228H191V234L193 235V238H190L191 240H190V242L192 241V243H190V244H193V242L194 241H196V244L192 247V245H191V247L193 248V250L194 251H192V253H195V255H196V258L194 259V262L192 263V264H250V263H252V262H250V254L247 252L248 250H247V246H248V244H249V242H247L246 240H244L243 239V241L241 240V238L243 237V235H244V233H245V231L243 230V228H242V226L243 225H245L244 223L246 222V220H249L248 222H249V224H248V222H247V226L249 227V226H251V227H249V229H252V230H254L255 231V228H257V226L260 228V229H263L264 228V220H262V219H259V216L255 219L254 217H255V215L253 214V213H256L257 211L256 210H251L250 211V213L251 214H253L254 215V217H252L251 219H245V217H247V215L245 214V212L243 213V212H240V211H237L235 214H234V216H233V219H227V220H229V222H230V224L228 223V221L226 222H224L223 220L225 219V217H224V219L222 220V218L223 217H220L221 218V220L220 221H223V224L221 223L220 225H218V223H217V220H218V215H220V214H218V213H216V211L218 212L219 211V213H220V210H221V216L222 215H226L225 214V210H224V207H225V204H226V198H225V193H223L222 194V197H219V198H217L216 200L213 198ZM75 189V188H74ZM80 189V188H79ZM95 189V188H94ZM97 190H98V187L96 188ZM114 189H116V187L114 188ZM119 189V188H118ZM117 189V190H118ZM174 189H175V187H174ZM231 189L233 190L232 192H231ZM69 190V189H68ZM76 190H77V188H76ZM75 190V191H76ZM171 190V189H170ZM179 190V189H178ZM185 190H187V188H185ZM185 190H184V192H185ZM99 191V190H98ZM131 191V190H130ZM136 191V190H135ZM180 191L182 192V188L180 189ZM95 192V191H94ZM100 192V191H99ZM112 192V191H111ZM115 192V191H114ZM180 192V193H181ZM184 192H183V194H184ZM187 192V191H186ZM44 193V192H43ZM66 193V192H65ZM98 193V192H97ZM78 194V193H77ZM99 194V193H98ZM118 194V193H117ZM139 194V193H138ZM137 194V195H138ZM60 195H61V193H60ZM67 195V194H66ZM48 196H46V197H48ZM67 196H69V195H67ZM115 196V195H114ZM113 196V197H114ZM175 196V195H174ZM182 196V195H181ZM185 196H183V197H185ZM249 196V197H248ZM264 196V195H263ZM79 197V196H78ZM92 197V196H91ZM112 197V198H113ZM115 197H117V196H115ZM119 197V196H118ZM146 197V196H145ZM179 197V196H178ZM227 197H228V199H230V197L228 196V194H227ZM248 197V198H247ZM3 198V197H2ZM121 198H122V196H121ZM120 197H119V199H121ZM136 199L138 198V196L137 197H135ZM110 199V198H109ZM175 199V198H174ZM79 200H80V198H79ZM262 200H264V199H262ZM68 201V200H67ZM102 201V200H101ZM118 201V200H117ZM122 201V200H121ZM162 201V200H161ZM179 201H180V199H179ZM89 202V201H88ZM119 202V201H118ZM86 203V202H85ZM101 203V202H100ZM148 203V202H147ZM170 203H173L174 205H175V207H176V205L178 206L179 205V202L177 203V204H175V201H172V199H170V201H169V204ZM67 204V203H66ZM103 204V203H102ZM106 204V203H105ZM54 205V204H53ZM52 204H50L49 203V205L47 206L46 205V207L44 206V209H45V211H44V213H45V215L47 216V214H48V212L49 213H52V211H54L55 212V210H57L56 209V207L55 206H53ZM57 205H58V203H57ZM101 205V204H100ZM163 205V204H162ZM161 205V206H162ZM165 205H167L166 203H165ZM154 206V205H153ZM158 206V205H157ZM172 205H170V207H171ZM218 206V208L216 209L215 207H217ZM93 207V206H92ZM149 207H151V206H149ZM148 207V208H149ZM184 207H185V205H184ZM76 208V207H75ZM89 208H90V206H89ZM103 208V207H102ZM125 208V207H124ZM154 209H156L155 207H153ZM153 208H152V210H151V212H153V213H156V210H155V212L153 211ZM159 208V207H158ZM214 208H215V210H214ZM91 209V208H90ZM89 209V210H90ZM126 209V208H125ZM125 209H123V210H125ZM129 209V208H128ZM149 209H151V208H149ZM160 209V208H159ZM167 209V208H166ZM177 209V210H176ZM118 210V209H117ZM22 210H21V208L20 207H14V208H12V209H10V211H6L5 210V207H2L1 209H0V231L2 232V235H0V264H12V262L13 261H16V258H14L13 256H14V254H15V251H17L19 248H20V245L22 244V238L23 237H21V232H22V230L24 229L23 227H25L24 225H25V222H27V221H25V216H22L21 214H19L20 212H21ZM36 211V210H35ZM102 211V210H101ZM126 211V210H125ZM159 210L157 209V212H158ZM161 211V210H160ZM163 211H165L164 210V208H163ZM38 212V211H37ZM67 212H68V210H67ZM73 212V211H72ZM103 212V211H102ZM146 212V211H145ZM147 212H150V211H147ZM150 212V213H151ZM34 213V212H33ZM39 213V212H38ZM47 213V214H46ZM132 213H133V211H132ZM132 213L130 212V214L132 215ZM153 213H151V214H153ZM223 213V214H222ZM100 213H98V215H99ZM146 215H148L149 213H145ZM257 214H259V213H257ZM36 215V214H35ZM39 215V214H38ZM131 215H130V217H131ZM180 215H182L183 216V214H181L180 213ZM179 215V216H180ZM61 216V215H60ZM120 216V215H119ZM129 216V215H128ZM128 216H127V218H128ZM152 216H155V215H152ZM156 216H157V214H156ZM176 217V218H179V220L181 219V217ZM56 217H58V216H56ZM110 217H112V216H110ZM126 217V216H125ZM146 217V216H145ZM216 217H218L217 219H216ZM10 218H12V219H10ZM100 218V217H99ZM119 218V217H118ZM124 218V217H123ZM148 218V217H147ZM155 218V217H154ZM154 218H152V219H154ZM188 218V217H187ZM254 218V219H253ZM261 218V217H260ZM58 219V218H57ZM96 219V218H95ZM168 219L170 220V217L168 216ZM104 220V219H103ZM109 220H110V218H109ZM119 220V219H118ZM128 220V219H127ZM133 220H136V219H133ZM133 220H130V223H131V221H132V223L134 222ZM146 220V219H145ZM172 220V219H171ZM177 220V219H176ZM181 220H183L184 221V219H183V217H182V219ZM187 220V219H186ZM125 221H126V219H125ZM47 222H48V225H49V227H50V229H54L55 231H52V233H53V235H51L52 237H48L47 238V242L45 243V244H43V245H45V246H43L42 245V243H41V245H40V247L38 248V250L41 248V246H42V249H40L39 251H38V254H37V257H35L34 259V261H35V263L33 262V264H55V262H57V264H93V260L95 259L98 263L97 264H105V259L106 258H104V257H106L105 256V254H100V256L101 257H99V255H95V256H93L92 257V255L90 254V252L93 250V249H97V250H99V252H98V254L100 253V249L101 248H99V247H101L100 246V240L97 242L96 241V245H94V246H88V247H79L80 246V244L82 245V243L84 242V241H86V237L85 238H83L82 240H77V243H75V244H73L74 242L72 241V239L69 237V234H68V232L66 231L67 229H64V231H61V230H59L57 233H56V228H57V226H58V223L57 222H55V221H49V219H47ZM181 222V221H180ZM129 223V222H128ZM127 223V224H128ZM142 223V222H141ZM183 223V222H182ZM122 224L124 225L125 223H123L122 222ZM185 224V223H184ZM169 225V224H168ZM175 225V224H174ZM177 225V224H176ZM8 226V227H7ZM101 226V225H100ZM132 226V225H131ZM167 225H166V220H161V221H156V222H149V225H147V226H145V228H147L149 231H150V235L149 236H151L152 235V237L151 238H153L154 239V242L152 243V240L149 238V236L147 237L148 239L147 240H145V241H149V239L151 240V242L148 244V247H149V245L151 246V250H148L147 252L148 253H146V255L148 254V255H150L149 257V260L151 261V264H161V260H162V257L164 258V256L162 255V254H160V253H158L157 251L158 250H156V248H160V250H162V247H164V244H165V247L167 246V242H168V240H173L172 238H174L173 236H172V238L170 239V237L169 236H171L170 235V231H168V233L166 232V227ZM186 226V225H185ZM7 227V228H6ZM40 227V226H39ZM226 227H228L229 229H230V231L229 230H227L226 229ZM231 227V228H230ZM244 227V226H243ZM21 228V229H20ZM66 228V227H65ZM105 228V227H104ZM128 228H129V230H130V226H128ZM135 228V227H134ZM168 228H170V230H171V227L169 226ZM174 228V227H173ZM172 228V229H173ZM176 228V227H175ZM184 228V227H183ZM183 228H181V230L183 229ZM20 229V230H19ZM26 229V228H25ZM62 229V228H61ZM86 229V228H85ZM186 229V228H185ZM246 229V228H245ZM249 229H246L247 230V233H248V231H249ZM258 229V228H257ZM28 230V229H27ZM132 230V229H131ZM180 230V229H179ZM178 230V231H179ZM252 230H250V232L252 231ZM70 231V230H69ZM90 231V230H89ZM222 231V232H221ZM226 231V238H224L223 240H221V236L220 235H223V236H225L224 235V232ZM253 231V232H254ZM98 232V231H97ZM96 232V233H97ZM175 232V231H174ZM177 232V231H176ZM182 232V231H181ZM184 230H183V232H182V235H185L184 234ZM253 232L251 233V234H253ZM257 232V231H256ZM259 232V231H258ZM261 232V231H260ZM51 233V234H52ZM100 233V232H99ZM141 233H144V232H141ZM163 233H166V236H165V234H163ZM172 233V232H171ZM189 233V232H188ZM246 233V234H247ZM124 234H126V233H124ZM136 234V233H135ZM163 234V235H162ZM174 234V233H173ZM178 234H180L179 232H178ZM246 234H245V236H246ZM259 234V233H258ZM23 235V234H22ZM59 235H61V237H62V241H64L65 243H72L75 247H74V252H73V254H72V252H71V256H69V259L66 261V256L64 255V253H62L60 256H58V253H57V246L59 245L60 246V244H61V242H60V244H57V241H56V237L57 236H59ZM98 235V234H97ZM138 235V234H137ZM148 235V234H147ZM163 237H162V236ZM176 235V234H175ZM181 235V234H180ZM179 235V236H180ZM186 235H187V233H186ZM190 235V234H189ZM189 235H188V238H189ZM250 235V234H249ZM248 235V236H249ZM254 235H255V233H254ZM84 236V235H83ZM139 236V235H138ZM142 236V235H141ZM251 236V235H250ZM253 236V235H252ZM251 236V237H252ZM255 236H259L260 238L262 237L261 235H255ZM34 237V236H33ZM101 237V236H100ZM131 237V236H130ZM221 237V238H220ZM250 237V238H251ZM99 238V237H98ZM182 238H183V236H182ZM184 238H186V237H184ZM187 238V240H188V244H189V239ZM264 238V237H263ZM96 239V238H95ZM130 239V238H129ZM180 239V238H179ZM256 239H259L258 237L257 238H253L251 241L253 242L254 240L256 241ZM39 240V239H38ZM134 240V239H133ZM136 240V239H135ZM134 240V241H135ZM186 240V239H185ZM42 241H44L43 239H42ZM45 241H46V239H45ZM58 241H60L59 240V238H58ZM132 241V240H131ZM130 240H129V242H131ZM133 241V242H134ZM144 241V242H145ZM177 241V240H176ZM182 241V240H181ZM239 241L242 243V246H241V244H239L240 245V247H239V249L237 248V246H239L238 245V243H239ZM250 241V242H251ZM56 242V243H55ZM143 242V243H144ZM172 242V241H171ZM183 242H184V240H183ZM247 242V243H246ZM258 242V241H257ZM257 242H253L252 243V247L254 246L253 244H255V246L254 247H260L261 246V243L263 242L264 243V240L261 242V243H259L260 244V246L258 245V243ZM94 243V242H93ZM120 243H121V241H120ZM125 243V242H124ZM146 243V242H145ZM148 243V242H147ZM168 243H170V242H168ZM181 243L182 242H180V245H181ZM187 243V242H186ZM185 243V244H186ZM262 243V244H263ZM35 244V243H34ZM141 244V243H140ZM170 244H173V243H170ZM185 244H182V245H185ZM235 244H237V246L235 247ZM256 244H257V246H256ZM64 244H62V246L60 247V248H65L67 245H64ZM121 245V244H120ZM144 245V244H143ZM178 245H179V242H178ZM187 245V244H186ZM71 246V245H70ZM111 246V245H110ZM126 246V245H125ZM173 246V245H172ZM91 247H92V249H91ZM146 247V246H145ZM148 247H146V248H148ZM187 248H188V246H186ZM189 247H190V245H189ZM190 247V248H191ZM43 248H44V250H43ZM71 248V247H70ZM73 248V247H72ZM111 248V247H110ZM114 248V247H113ZM128 248V247H127ZM168 248V247H167ZM171 248V247H170ZM169 248V249H170ZM250 248V247H249ZM49 249V250H48ZM150 249V248H149ZM258 249V248H257ZM7 250V251H6ZM21 250V249H20ZM71 250V249H70ZM79 250H81V251H79ZM168 250V249H167ZM166 250V251H167ZM188 250V249H187ZM252 250V249H251ZM250 250V251H251ZM263 250H264V248H263ZM262 250V251H263ZM67 251H69V250H67ZM71 251H73V250H71ZM95 251V250H94ZM105 251V250H104ZM168 251H170V250H168ZM189 251H191V250H189ZM249 251V252H250ZM260 251V250H259ZM258 251V252H259ZM59 252V251H58ZM96 252V251H95ZM165 252V251H164ZM179 252V251H178ZM254 252V251H253ZM17 253V252H16ZM69 253V252H68ZM119 253V252H118ZM252 253V252H251ZM95 254V253H94ZM134 254V253H133ZM249 254V255H248ZM17 254H15V256H16ZM68 255V254H67ZM104 255V256H103ZM157 255H158V257H157ZM191 255H193V254H191ZM34 256V255H33ZM118 256V255H117ZM131 256H132V254H131ZM184 256V255H183ZM13 257V258H12ZM56 257L58 258V261L56 260ZM71 257V258H70ZM148 257V256H147ZM152 257H153V259H152ZM258 257L260 258L261 257V255H258ZM115 258V257H114ZM117 258V257H116ZM124 258V257H123ZM168 258V257H167ZM259 258H258V261H259ZM22 259V258H21ZM70 259H73L74 260V262H73V260H71L73 263H71L70 262ZM112 259V258H111ZM121 259V258H120ZM152 259V260H151ZM169 259H171V258H169ZM188 259H189V257H188ZM30 260V259H29ZM115 260V259H114ZM131 260V259H130ZM130 260H127V261H130ZM153 260H154V262H153ZM190 260V259H189ZM192 260V259H191ZM253 260V259H252ZM262 260V259H261ZM21 261V260H20ZM20 261H18V262H20ZM66 261V262H65ZM113 261V260H112ZM111 261V262H112ZM123 261H124V259H123ZM127 261L125 260V262L127 263ZM136 261V260H135ZM173 261V260H172ZM184 261V260H183ZM256 261V260H255ZM114 262V261H113ZM122 262V261H121ZM120 262V263H121ZM132 262V261H131ZM14 263V262H13ZM17 263V262H16ZM96 263V262H95ZM108 263V262H107ZM118 263H119V261H118ZM138 263V262H137ZM258 263V262H257ZM256 263V264H257ZM25 264V263H24ZM28 264H32V263H29L28 262ZM142 264H149L148 263V261H147V259H145V258H143V261H142ZM184 264V263H183Z\"/></svg>",
  "mask_w": 264,
  "mask_h": 264
}]
</instances>
